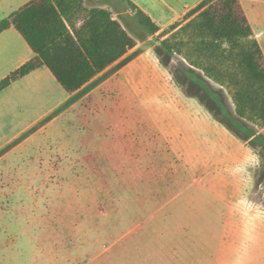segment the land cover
<instances>
[{
    "label": "rangeland",
    "instance_id": "rangeland-1",
    "mask_svg": "<svg viewBox=\"0 0 264 264\" xmlns=\"http://www.w3.org/2000/svg\"><path fill=\"white\" fill-rule=\"evenodd\" d=\"M29 1L0 0V22ZM131 1L158 34L121 0L99 5L141 55L0 155V264H264V129L162 46L204 0ZM241 1L264 48V0ZM6 54L0 80L22 58ZM65 96L51 74L3 92L0 149Z\"/></svg>",
    "mask_w": 264,
    "mask_h": 264
},
{
    "label": "trees",
    "instance_id": "trees-1",
    "mask_svg": "<svg viewBox=\"0 0 264 264\" xmlns=\"http://www.w3.org/2000/svg\"><path fill=\"white\" fill-rule=\"evenodd\" d=\"M84 1L31 0L0 22V34L14 27L35 53L0 81V93L47 67L64 91L74 95L0 155L70 108L90 91L95 79L104 74L100 81H106L141 55L140 51L129 55L138 43L111 11L89 9ZM121 1L129 5L144 29L152 35L161 31L131 0ZM160 37H167L162 46L168 54L182 56L206 77L230 89L239 119L264 129V52L241 0H204L184 22Z\"/></svg>",
    "mask_w": 264,
    "mask_h": 264
},
{
    "label": "crops",
    "instance_id": "crops-1",
    "mask_svg": "<svg viewBox=\"0 0 264 264\" xmlns=\"http://www.w3.org/2000/svg\"><path fill=\"white\" fill-rule=\"evenodd\" d=\"M31 1V0H30ZM98 2V5H92L91 3L92 2ZM28 3V2H27ZM26 4V3H25ZM24 4V5H25ZM23 5V6H24ZM84 5L85 7L89 8V9H92V8H102V9H107L105 7H101L99 5V0H85L84 1ZM22 7V6H21ZM20 7V8H21ZM19 8V9H20ZM109 11H111L109 8L107 9ZM17 11V10H16ZM112 12V11H111ZM14 13V12H13ZM114 16V14H113ZM149 16V15H148ZM115 19H117L115 16H114ZM249 18V17H248ZM118 20V19H117ZM153 20V19H152ZM119 21V20H118ZM154 21V20H153ZM249 21L251 23V26H252V29L254 28L253 27V22L252 20L249 18ZM120 22V21H119ZM121 23V22H120ZM122 24V23H121ZM253 32H254V36L255 38L258 40L259 39V35L256 34V31L255 29H253ZM259 42V40H258ZM260 43V42H259ZM261 45V44H260ZM262 49H263V52H264V48L263 46L261 45ZM8 51H17L19 52L20 56H22L19 64L13 69L10 71V73H6L5 75H3L1 77V80L2 81L3 79H5L9 74H11L12 72H14L15 70H17L19 67H21L22 65H24L25 63H27L28 61H30L31 59L34 58L35 56V53L33 52V50L31 49V47L27 44V42L25 41V39L21 36V34L14 28V27H11L10 29H8L7 31L3 32L2 34H0V59H2V62L0 63V67L6 63L8 64L9 61H10V56H8L6 53ZM52 75V73L50 72V70L47 68V67H42L40 69H38L37 71L33 72L32 74L28 75L27 77L23 78L22 80L16 82L15 84H13L12 86L18 84V83H29V82H33V81H38V82H44L45 81V78H48L49 75ZM53 76V75H52ZM54 78V76H53ZM55 79V78H54ZM98 79V78H97ZM56 80V79H55ZM96 81V79L94 80ZM93 81V82H94ZM11 86V87H12ZM101 86V85H100ZM99 86V87H100ZM99 87L95 88L93 91H91L87 96L91 95L92 93H94V91H96L97 89H99ZM10 88V87H9ZM9 88H7L6 90H8ZM6 90H4L3 92H5ZM1 92L0 95L3 93ZM74 95H68L66 93V96L65 98L63 99L62 101V104L60 105L63 106L65 103H67L71 98H73ZM77 104L74 103L69 109H73V107H75V105ZM59 107V108H60ZM68 110V109H67ZM66 111V110H65ZM33 127V126H32ZM31 127V128H32ZM30 129V128H29ZM28 129V130H29ZM25 132H23L22 134H20L19 136L15 137L12 141H10L8 143V145L15 141L16 139H18L20 136H22ZM3 149V148H2ZM1 150V149H0Z\"/></svg>",
    "mask_w": 264,
    "mask_h": 264
}]
</instances>
